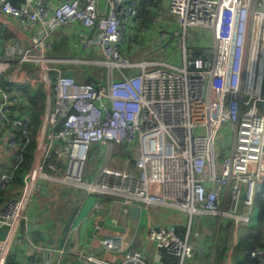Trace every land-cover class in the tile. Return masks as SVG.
I'll return each instance as SVG.
<instances>
[{"label":"built area","instance_id":"2783aa9c","mask_svg":"<svg viewBox=\"0 0 264 264\" xmlns=\"http://www.w3.org/2000/svg\"><path fill=\"white\" fill-rule=\"evenodd\" d=\"M142 1L106 0L101 8L100 0H0V127L12 150L0 189L12 181L32 137L29 104L14 84L41 87L46 95L32 164L19 193L0 206V226L9 227L0 239V264L27 241L20 227L40 179L117 198L126 209L161 205L191 218L227 217L241 227L251 221L256 188L264 182V0H161L180 27L173 33L180 37L179 52L131 62L124 41L143 30ZM69 25L81 28L73 53L54 55L52 35ZM190 28L206 30L208 40L190 43ZM86 66L104 69L105 79H78V72L93 75ZM223 128L232 132V146L221 157L217 137ZM93 145L103 158L90 178L85 171ZM52 154L57 161L48 164ZM59 162L61 174L47 172ZM147 236L158 249L156 261L162 260L160 249L175 264L194 254L175 224L149 226ZM100 246L102 256L64 244L47 252L43 264H63L60 257L68 252L90 264H149L138 249L120 260L106 258L126 250L122 232L103 235ZM250 255L264 264V246Z\"/></svg>","mask_w":264,"mask_h":264},{"label":"crops","instance_id":"0c3cea01","mask_svg":"<svg viewBox=\"0 0 264 264\" xmlns=\"http://www.w3.org/2000/svg\"><path fill=\"white\" fill-rule=\"evenodd\" d=\"M100 5L101 8H105L106 0H100ZM161 8V3L158 7L151 8L152 18L149 26L156 22L157 18L155 19L154 16ZM173 24L175 23L170 20L165 22L164 27L170 30H164L165 33H162L166 36L164 38L161 33L159 34L162 44L171 41L173 36L170 38L169 33L173 34L175 31L172 28ZM80 29L79 25L56 29L52 35L54 38L52 53L59 56L71 55L73 50L70 45L76 42ZM35 32L36 29H32L26 37L33 38ZM58 43L63 46L55 50ZM3 54L0 52L1 57ZM69 68L72 69L71 66ZM100 73L104 74L105 79L104 69ZM2 80L7 83L6 77H2ZM5 131V127H0V167H3V170L12 154V150L4 144ZM58 169L59 167L55 169L48 167L47 172L59 174ZM20 186H8L11 197L19 193ZM39 186L40 190L31 200L27 217L20 227V232L26 235L27 241L15 246L14 253L10 257L11 264H42L48 258L47 252L56 250L64 244H70V246L76 244L87 254L102 256L101 237L116 232L123 233L126 250L122 254H106V258L120 260L128 255L129 250L138 249L143 252L149 264H175V258L167 252L168 256L164 255V249H160L162 260L156 261L155 253L158 249L147 236L149 226L160 227L171 224L177 225L181 236L189 237V242L194 248L193 256L186 259L184 264H217L218 251L223 254L218 264H249L253 258H256L251 257L250 253L244 255L236 251L240 238L247 232V226L241 227L227 217L218 220L217 216L198 213L191 218L186 211L180 209L151 205L142 207L138 217L134 218L130 208L126 209L117 198L102 194H88L80 188L57 180L40 179ZM94 216L99 218L98 230H95ZM250 216L251 223H249L255 224L259 216L256 205L251 208ZM256 259L259 261L258 258ZM60 260L63 264H90L88 260L79 258L72 252L61 256Z\"/></svg>","mask_w":264,"mask_h":264},{"label":"trees","instance_id":"16d2710c","mask_svg":"<svg viewBox=\"0 0 264 264\" xmlns=\"http://www.w3.org/2000/svg\"><path fill=\"white\" fill-rule=\"evenodd\" d=\"M17 1V0H15ZM162 4L161 0H143L140 4V11H139V29L148 27L151 23V8L152 7H158ZM130 38L131 36H127V38ZM132 38V37H131ZM63 45H60L58 43V46H55V50L60 49ZM54 50V49H53ZM65 71L70 74H74L75 72L72 69H68V67H65ZM87 72V70L85 71ZM94 74V73H93ZM82 78V77H80ZM85 81L89 82H97L101 79H104V74H101L99 71L95 73L94 75H90V73H85L83 76ZM82 78V79H83ZM14 86L20 90H22L24 98L27 100L29 106L27 107L33 118V129H32V137L27 145V147L23 151V160L20 162L17 169L14 170L13 179L9 183V185L12 186H20L23 183V174L30 168L32 164V158H33V150L36 143V133L38 130V127L41 122V114L44 111L45 106V92L43 88H36L34 89L32 86L28 84H20L16 83ZM57 161L56 155L52 154L48 159V164H53ZM48 169V167H47ZM85 176L86 172H85ZM87 177H90L89 175ZM6 188L0 189V206L6 201L11 199L14 196H10V189H8V186ZM21 187V186H20ZM255 204L256 207L259 209V216L258 220L255 224H247V232L244 236H242L238 242V245L236 246V251L239 253H245L248 255L251 251L257 250L259 248H262L264 246V182L260 183L255 192ZM16 196V195H15ZM164 255L168 256L166 251L164 250ZM171 255V254H169ZM174 257L173 255H171ZM223 254L218 251L217 252V264L219 263V260ZM175 258V257H174ZM9 259L8 264L10 263ZM176 260V258H175ZM40 264V263H36ZM43 264V263H42ZM243 264V263H239ZM249 264H260L259 261H257L256 258H253L252 261Z\"/></svg>","mask_w":264,"mask_h":264},{"label":"rangeland","instance_id":"374dc122","mask_svg":"<svg viewBox=\"0 0 264 264\" xmlns=\"http://www.w3.org/2000/svg\"><path fill=\"white\" fill-rule=\"evenodd\" d=\"M154 18L155 19L157 18V20L154 24H152V26H148L147 28L144 27L143 30L138 33V35L136 34L134 37L131 36L132 38L131 37L127 38V36H126L125 41H124L123 52H125V56L131 62H136V61H141V60L168 58L170 55L177 54L179 52V48H178V46H176V43H178V41L180 40L179 36H174L172 33H169L170 38L172 36L173 37L171 38V41L169 43L170 46L167 47L166 49L163 48V46L166 42L164 44H162L161 37H159L160 33H161V36L163 38L166 37V36H163L162 33H165L164 30H167V31L170 30L169 28L166 29V27H164L165 22L167 20H170V22H173V18L167 14V9L164 7L163 4H162L161 10L155 14ZM155 24L156 25L160 24V26H156ZM153 25H155V27ZM170 28H171V26H170ZM172 28L175 29V31H173V33L178 32L180 30V27L177 23L173 24ZM134 29L130 30V34H132V32H138L139 31L138 28H136V30H134ZM161 31H163V32H161ZM188 33H189V42L190 43L193 40H196L197 42L201 41V43H204L205 41L208 40V32L204 29L190 28ZM131 44H136L138 47L132 49ZM164 47H166V46H164ZM57 56H59V55H57ZM72 66H74V68H75V66H77V65H72ZM76 68L80 69L81 67H76ZM86 68L88 69L87 72H89V71L91 73L94 72V74L97 73V71H99V70H100L99 72L103 71V70L99 69V67L86 66ZM80 76H81V74L78 72L77 78L82 79L83 77L81 76L82 78H80ZM217 140H218L217 143L220 147V150H222L221 157H223L226 153L229 152V150L232 146V132L230 133L228 130L223 128L220 131V133L218 134ZM101 149H102L101 147H99L97 145H93L89 151V156L87 159L85 172H86L87 176L88 175L90 176V178H93L96 175L98 168L102 162L103 154H102ZM56 164H58L56 166L59 167L58 172H59V174H61L63 172L64 162L63 163L59 162ZM80 189H82V188H80ZM82 190H84V189H82ZM84 191H86V190H84ZM219 219H220V217H218V220Z\"/></svg>","mask_w":264,"mask_h":264},{"label":"water","instance_id":"95a60500","mask_svg":"<svg viewBox=\"0 0 264 264\" xmlns=\"http://www.w3.org/2000/svg\"><path fill=\"white\" fill-rule=\"evenodd\" d=\"M2 171H3V167H0V173ZM130 212L132 213L134 218H137L139 215V212H140L139 206H130ZM8 228H9L8 225H1L0 226V239L5 238L6 233L8 231ZM100 248L103 249L102 246Z\"/></svg>","mask_w":264,"mask_h":264}]
</instances>
